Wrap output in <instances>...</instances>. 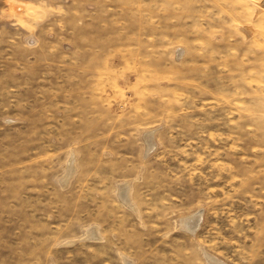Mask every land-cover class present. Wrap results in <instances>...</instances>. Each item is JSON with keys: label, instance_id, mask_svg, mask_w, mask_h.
<instances>
[{"label": "rangeland", "instance_id": "374dc122", "mask_svg": "<svg viewBox=\"0 0 264 264\" xmlns=\"http://www.w3.org/2000/svg\"><path fill=\"white\" fill-rule=\"evenodd\" d=\"M0 264H264V0H0Z\"/></svg>", "mask_w": 264, "mask_h": 264}, {"label": "bare ground", "instance_id": "6f19581e", "mask_svg": "<svg viewBox=\"0 0 264 264\" xmlns=\"http://www.w3.org/2000/svg\"><path fill=\"white\" fill-rule=\"evenodd\" d=\"M27 40H29V41H27ZM26 42L28 43H30V42H34V40L31 38V37H28L27 39H26ZM28 43V44H29ZM126 190V189H125ZM125 193V192H124ZM127 194V193H126ZM194 218V217H193ZM196 221V220H195ZM193 222L194 221H191L190 223H189V226L188 227H190V226H192L193 225ZM196 223V222H195ZM198 224V223H197ZM194 226V225H193ZM193 232V231H192Z\"/></svg>", "mask_w": 264, "mask_h": 264}]
</instances>
